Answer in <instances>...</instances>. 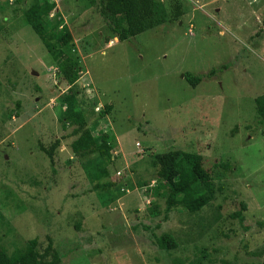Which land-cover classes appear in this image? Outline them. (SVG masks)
<instances>
[{"label":"rangeland","instance_id":"374dc122","mask_svg":"<svg viewBox=\"0 0 264 264\" xmlns=\"http://www.w3.org/2000/svg\"><path fill=\"white\" fill-rule=\"evenodd\" d=\"M34 2L72 34L88 150L74 151L80 133L62 127L69 85L24 16ZM106 2L0 4V246L15 256L36 238L59 264H264V122L254 104L264 94V0H155L162 21L123 41ZM186 72L201 81L192 86ZM103 134L109 160L97 149ZM173 149L201 154L211 175L213 199L198 211L166 213L152 161ZM165 232L176 247L159 248Z\"/></svg>","mask_w":264,"mask_h":264},{"label":"trees","instance_id":"16d2710c","mask_svg":"<svg viewBox=\"0 0 264 264\" xmlns=\"http://www.w3.org/2000/svg\"><path fill=\"white\" fill-rule=\"evenodd\" d=\"M105 7L111 14H118L113 31L119 41L135 36L162 21L161 17L155 15V0H107ZM24 16L49 54L58 63V73L61 79L69 85L60 95V101L65 107L60 112L62 127L73 125L71 134L80 133L72 143L74 151L88 150L95 144V139L90 129L86 127L85 116L76 108L77 98L72 85L81 74V66L78 59L70 54L72 34L65 25L58 22L49 25L43 18L42 8L36 2L24 11ZM214 71L211 69L206 75L209 76ZM184 77L192 86L197 85L202 79L201 75H193L190 72H186ZM254 104L259 119L264 122V94L256 96ZM110 109L111 105L107 104L105 111H101L100 114L103 115ZM100 141L97 146L99 156L103 160H109L111 145L106 141L105 134L101 136ZM57 144L56 140L47 151L50 157L52 149ZM152 162L157 168L159 179L168 189L166 213L174 208L195 212L208 205L213 199V181L209 171L203 166L201 154L173 149L156 153ZM106 173V169L101 168L98 174L103 176ZM245 209V204H242L241 209L232 215L242 221V210ZM157 245L159 248L172 249L177 244L172 235L165 232L157 238ZM46 251L50 259H46V253L41 255L38 252L36 238L30 239L25 251L15 256H9L0 246V264H59V255L50 245Z\"/></svg>","mask_w":264,"mask_h":264},{"label":"built area","instance_id":"2783aa9c","mask_svg":"<svg viewBox=\"0 0 264 264\" xmlns=\"http://www.w3.org/2000/svg\"><path fill=\"white\" fill-rule=\"evenodd\" d=\"M3 1L10 2L11 0H0V4H1V2L3 3Z\"/></svg>","mask_w":264,"mask_h":264}]
</instances>
